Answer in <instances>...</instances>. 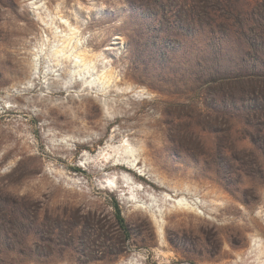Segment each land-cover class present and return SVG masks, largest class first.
I'll return each instance as SVG.
<instances>
[{"label":"rangeland","instance_id":"rangeland-1","mask_svg":"<svg viewBox=\"0 0 264 264\" xmlns=\"http://www.w3.org/2000/svg\"><path fill=\"white\" fill-rule=\"evenodd\" d=\"M205 9L0 0V264H264V137L198 88L213 53L238 56L204 46ZM224 149L236 186L204 170Z\"/></svg>","mask_w":264,"mask_h":264},{"label":"trees","instance_id":"trees-1","mask_svg":"<svg viewBox=\"0 0 264 264\" xmlns=\"http://www.w3.org/2000/svg\"><path fill=\"white\" fill-rule=\"evenodd\" d=\"M202 1L207 9L203 12L204 17L198 18L196 24L199 27H208L209 32L219 36V41L223 42V45L219 42V45L204 46L209 49L214 47V50L219 48L221 53L227 50L226 52L237 53L238 56L226 58L212 52L213 60L209 66L199 68L196 75L198 88L204 85L209 91L215 86L224 88L221 94L223 110L228 116V121H234V124H229L228 130H246V137L257 145L264 137V128L252 130L257 124L259 111L261 114L264 112L263 94L256 88L258 83H264V0ZM230 45H237L238 49L231 50ZM225 61L235 62L237 66L230 65L225 68ZM237 89L241 91L239 95L235 93ZM238 103L242 104L238 106ZM259 124L264 127V123ZM260 133H263V136H260ZM220 153L225 156L226 164L205 166L204 170L228 187L238 185L233 179L241 171L239 158L230 159V151L227 149ZM116 208L117 218L125 229L119 206Z\"/></svg>","mask_w":264,"mask_h":264}]
</instances>
